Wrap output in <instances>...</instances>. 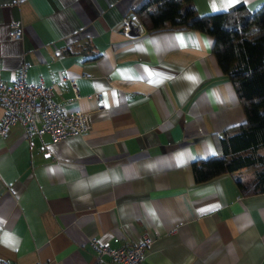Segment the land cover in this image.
<instances>
[{
  "label": "crops",
  "instance_id": "crops-1",
  "mask_svg": "<svg viewBox=\"0 0 264 264\" xmlns=\"http://www.w3.org/2000/svg\"><path fill=\"white\" fill-rule=\"evenodd\" d=\"M138 1L0 0V79L10 83L24 61L27 81L89 120L85 134L59 141L18 126L0 138V258L112 264L90 238L117 247L147 234L143 264H264V194L236 185L252 176H192V162L219 154L223 134L244 122L213 40L129 36L121 20ZM262 2L189 4L209 15ZM13 21L21 40L8 38ZM62 75L75 78L78 100Z\"/></svg>",
  "mask_w": 264,
  "mask_h": 264
},
{
  "label": "trees",
  "instance_id": "trees-1",
  "mask_svg": "<svg viewBox=\"0 0 264 264\" xmlns=\"http://www.w3.org/2000/svg\"><path fill=\"white\" fill-rule=\"evenodd\" d=\"M189 3L139 0L130 12L147 34L193 30L210 36L211 52L242 109L244 122L223 134L219 154L192 162L193 179L251 175L247 182L236 180L241 194H264V0L254 10L239 5L209 15L198 14Z\"/></svg>",
  "mask_w": 264,
  "mask_h": 264
},
{
  "label": "built area",
  "instance_id": "built-area-1",
  "mask_svg": "<svg viewBox=\"0 0 264 264\" xmlns=\"http://www.w3.org/2000/svg\"><path fill=\"white\" fill-rule=\"evenodd\" d=\"M121 24L126 33L138 34L142 26L134 16L124 17ZM9 40L22 39L20 22L9 24ZM28 64L22 61L15 71L10 83L0 79V107L3 115L0 118V138L7 136L12 126L20 127L26 137H37L47 134L51 140L59 141L73 135L85 134L89 129L88 115L81 110H67L53 97L52 88L43 83L27 81ZM68 81L73 97L78 100L75 78L61 76ZM100 100V99H99ZM118 239H113L117 242ZM150 242L147 234H143L135 243L112 247L110 242H101L96 238L89 239V246L97 260L107 258L112 264H143L145 251ZM0 264H16L0 258ZM36 264H59L57 262H39Z\"/></svg>",
  "mask_w": 264,
  "mask_h": 264
},
{
  "label": "water",
  "instance_id": "water-1",
  "mask_svg": "<svg viewBox=\"0 0 264 264\" xmlns=\"http://www.w3.org/2000/svg\"><path fill=\"white\" fill-rule=\"evenodd\" d=\"M128 35L131 37L137 36V34H133V33H128Z\"/></svg>",
  "mask_w": 264,
  "mask_h": 264
},
{
  "label": "rangeland",
  "instance_id": "rangeland-1",
  "mask_svg": "<svg viewBox=\"0 0 264 264\" xmlns=\"http://www.w3.org/2000/svg\"><path fill=\"white\" fill-rule=\"evenodd\" d=\"M261 152H263V149L261 150Z\"/></svg>",
  "mask_w": 264,
  "mask_h": 264
}]
</instances>
